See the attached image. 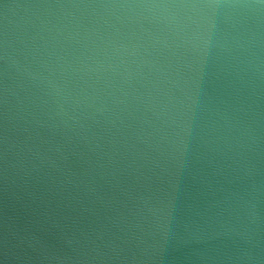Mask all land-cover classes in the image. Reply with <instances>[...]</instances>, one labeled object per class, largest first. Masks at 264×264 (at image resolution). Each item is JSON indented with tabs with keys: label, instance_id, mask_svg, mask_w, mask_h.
Segmentation results:
<instances>
[{
	"label": "water",
	"instance_id": "1",
	"mask_svg": "<svg viewBox=\"0 0 264 264\" xmlns=\"http://www.w3.org/2000/svg\"><path fill=\"white\" fill-rule=\"evenodd\" d=\"M131 2L0 0V264H264V14L121 55Z\"/></svg>",
	"mask_w": 264,
	"mask_h": 264
},
{
	"label": "clouds",
	"instance_id": "2",
	"mask_svg": "<svg viewBox=\"0 0 264 264\" xmlns=\"http://www.w3.org/2000/svg\"><path fill=\"white\" fill-rule=\"evenodd\" d=\"M264 0H139V2L111 5L118 14L116 19L127 31L117 30L115 37L107 41L116 53L136 56L146 47V38L154 40L157 33L171 37L172 44L195 40L210 11L219 9L232 15L264 14Z\"/></svg>",
	"mask_w": 264,
	"mask_h": 264
}]
</instances>
